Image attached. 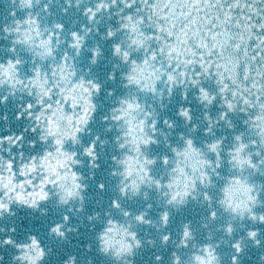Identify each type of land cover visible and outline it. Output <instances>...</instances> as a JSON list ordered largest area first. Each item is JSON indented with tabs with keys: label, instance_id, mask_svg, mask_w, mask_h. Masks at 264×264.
Wrapping results in <instances>:
<instances>
[{
	"label": "clouds",
	"instance_id": "9594fccd",
	"mask_svg": "<svg viewBox=\"0 0 264 264\" xmlns=\"http://www.w3.org/2000/svg\"><path fill=\"white\" fill-rule=\"evenodd\" d=\"M9 2L0 0V5ZM68 2L36 0L35 11L44 4L62 13ZM80 2L95 7L97 0ZM107 2L114 4L115 0ZM117 10L113 9L109 19L105 9L103 17L98 16L100 26L118 24ZM77 11L80 14L75 19L83 29L90 22ZM57 18H40L41 35ZM11 23L0 22V64L12 58L8 53L13 48L23 63L11 79L0 75V202L4 205L0 209V264H139L141 260L144 264H159L160 260L197 264V256L210 259L211 264H264V247L247 235L255 231L264 236V223L258 219L264 215V109L255 103L245 107L233 97V108L225 116L223 95L215 103L199 93L185 101L183 88L173 95L161 84L163 103L159 94L134 90L140 106L128 110L113 102L115 90L105 84V92L94 93L97 109L89 111V119L81 122L77 133L71 113H45L39 107L44 89L31 83L32 62L39 61L35 53L44 54L47 45L39 46L40 37L26 40L24 33L4 32V26ZM107 64V58H102L92 75L102 81ZM42 65L40 61L38 66ZM79 67L82 73L89 72L83 62ZM55 83L53 79L47 87ZM121 87V99H131L135 105L127 82ZM120 107L125 109V119L113 121L114 109ZM57 140L63 145H57ZM93 145L96 148L89 157L87 150ZM129 168L132 175L126 176ZM102 184L106 190L100 188ZM42 185L47 199L33 195ZM21 213L40 221L46 232L41 233L37 225L36 230L17 238ZM140 215L144 222L137 220ZM57 228L59 232L54 231ZM235 244H240V250ZM65 245L81 251L60 260ZM206 248L214 253L212 257Z\"/></svg>",
	"mask_w": 264,
	"mask_h": 264
},
{
	"label": "snow or ice",
	"instance_id": "6c2138e0",
	"mask_svg": "<svg viewBox=\"0 0 264 264\" xmlns=\"http://www.w3.org/2000/svg\"><path fill=\"white\" fill-rule=\"evenodd\" d=\"M3 6L7 12L6 20L12 22L4 26V32L24 33L26 40L40 37L39 46L47 45L44 54L35 53L39 61L32 62L34 79L31 83L44 89L39 107L45 113L53 110H62L65 115L71 113L77 133L81 122L89 119V111L97 109L94 93L105 92V84L115 90L113 102L126 105L128 110L140 106L139 99L133 96L134 90L148 91L152 96L159 94L163 103L164 93L159 91L161 84L167 93L173 95L183 88L185 101L193 93H199L201 98L210 97L213 103L223 95L225 116L229 115L228 109L233 108V97L242 101L245 107L255 103L264 109V0H123V3L115 0L114 4L97 0L95 7L85 6L80 0L75 3L69 0L63 5L62 13L60 8L52 5L45 8L44 4L38 6L37 12L36 0H10ZM114 8L118 9L116 15L121 17L120 22L115 26L101 27L102 20H98V16L103 17L107 9L110 19ZM77 10H81L85 21L90 22L83 29L80 21L75 19L80 14ZM54 15L58 18L51 21V28L44 27V35H41L40 18L51 20ZM93 25L96 26L95 32L92 31ZM62 45L66 47L60 51ZM8 55L12 58L0 64V75L11 79L22 65L23 58L15 48ZM102 58H107L108 64L101 81L100 77L92 75V71L101 66ZM40 61H43L42 67L38 66ZM81 62L89 67L88 73H82ZM53 79L56 83L49 89L47 84ZM125 81L128 95L136 99L135 105L131 99H121L124 95L121 86ZM28 109L32 110L31 104ZM124 111L123 107L115 108L112 120H124ZM56 143L63 145L61 140ZM145 143L149 144L151 140ZM187 143L191 146L192 141ZM95 148L93 145L87 150L89 157ZM125 175H132L130 168ZM76 187L79 188V184ZM100 188L106 190V185L102 184ZM122 191L127 193V188ZM33 195L47 199L43 185L42 190ZM3 207L0 202V209ZM116 207H120L118 202ZM248 211L254 213L255 210L249 208ZM136 218L141 222L145 220L143 215ZM252 219L257 217L253 215ZM258 219L264 223V215ZM163 220L167 223L169 217L165 215ZM54 231L59 232V228ZM228 231L232 232V228L229 227ZM184 235L188 237L190 233L185 230ZM247 235L264 247L262 234L251 231ZM163 239L169 241L167 236ZM240 247V244L234 245L236 250ZM205 252L209 258L214 255L211 249L206 248ZM196 261L197 264H211V260L204 256H197ZM159 264L170 262L160 260ZM176 264L181 262L177 260Z\"/></svg>",
	"mask_w": 264,
	"mask_h": 264
},
{
	"label": "water",
	"instance_id": "95a60500",
	"mask_svg": "<svg viewBox=\"0 0 264 264\" xmlns=\"http://www.w3.org/2000/svg\"><path fill=\"white\" fill-rule=\"evenodd\" d=\"M6 17H7V12L6 9L3 5H0V22L2 21H6ZM11 108V105L9 106ZM14 128L18 127V123L13 125ZM50 219H52L50 217ZM37 225H39V231L41 233L46 232V228L44 227V225L38 221V220H34V219H29V217L27 216L26 213H21L18 218H17V226H18V231H17V238H23V236L25 235V233L29 230H36L37 229ZM84 239H81L80 243H84ZM81 251L80 248L78 247H70V246H62V250H60V254H59V259L62 260L65 258V254H71V253H77L79 254ZM252 255L255 256V251L253 250ZM145 259H147V253H145ZM139 264H144V261L141 260L139 262ZM249 264H252L251 261H249Z\"/></svg>",
	"mask_w": 264,
	"mask_h": 264
}]
</instances>
